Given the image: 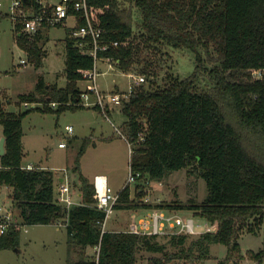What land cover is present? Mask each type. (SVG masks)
Here are the masks:
<instances>
[{
    "label": "trees",
    "instance_id": "obj_1",
    "mask_svg": "<svg viewBox=\"0 0 264 264\" xmlns=\"http://www.w3.org/2000/svg\"><path fill=\"white\" fill-rule=\"evenodd\" d=\"M87 1L98 26L104 29L103 38L125 44L100 53V58L111 60L125 73L140 67L139 75L148 80L156 76L144 57L149 47L187 50L196 55L192 76L164 88L154 87L149 81L152 87H139L121 110L128 118L126 137L135 148L130 168L141 174L139 180L148 176L162 180L167 174L188 169L191 175L206 181V201L151 205L133 198L127 186L119 192L115 210H190L209 221H218L219 231L192 241L184 235L170 237L169 243L182 249L174 254L166 252L167 246L158 241L159 237L109 231L102 234L106 214L95 206L94 184L81 167L91 140H84L74 168L79 173L82 203L68 211L57 201L52 170L23 168V119L39 109L26 114L8 113L0 103V125L6 138V154L0 159V186L13 188L14 207L21 210L22 219L21 224L13 223L0 236V252L19 248L25 226L64 221L71 242L83 251L101 243L100 264H137L142 249L164 255L151 259L149 264H170L181 259L199 264L207 259L213 244L228 247L223 264L230 263L231 256L241 251L238 233L246 225L251 233L264 229V82H252L249 77L250 70L264 68V0ZM25 4L28 9L32 5L37 8L36 0ZM134 9L141 14L138 24ZM4 16L0 13V43ZM77 17L81 28L85 20L80 14ZM21 29V25H15L17 44L36 67H41L44 54L39 47L40 31L28 36ZM69 33L68 29L67 87H47L41 79L36 92L21 95L20 103L44 104L45 108L40 109L43 112H54L50 107L53 103L60 106L61 113L87 109L76 105L81 93L78 83L84 80L86 71L94 69L95 60L70 39ZM211 49L217 55L216 65L207 69L204 62H212ZM206 76L211 85L199 90L197 85ZM69 102L74 104L66 105ZM142 138L144 142L139 143ZM144 187L138 186L137 198H143ZM252 254L264 264V249ZM73 264L94 263L80 260Z\"/></svg>",
    "mask_w": 264,
    "mask_h": 264
},
{
    "label": "rangeland",
    "instance_id": "obj_2",
    "mask_svg": "<svg viewBox=\"0 0 264 264\" xmlns=\"http://www.w3.org/2000/svg\"><path fill=\"white\" fill-rule=\"evenodd\" d=\"M10 3V0H0L1 12L5 15L1 23L0 103L8 113L26 114L34 108L39 109L27 114L23 119L25 150L23 165L27 166L28 163H32L52 170L55 173L56 198L58 197V177H68L74 195L80 191L79 173L74 172L76 159L84 140L89 139L91 140L90 146L81 160L84 176L91 183L94 182L96 175L107 176L113 191L121 192L130 172L129 145L125 140L128 118L122 113V108L113 106L109 120L102 113L91 108L67 110L61 113L58 112L59 105L56 108L50 105L54 112H43L40 109L45 108L44 104L29 103L26 107L25 103H20L19 100L21 95L36 92L41 79L47 87H67L66 38L69 27H74L76 23L75 19H69L68 28L46 27L40 30L39 47L44 58L42 66L36 67L29 54L16 42L18 31L15 32V23L7 15ZM134 15L136 24L140 23L141 14L137 9H134ZM210 54L213 57L212 62H204L207 69L216 65L217 55L213 49L210 50ZM144 57L150 62L148 69L156 75L152 80H148L146 76V87H152L150 86L152 81L154 87L164 88L177 79L189 78L196 69V55L187 50L149 47ZM204 57L205 60L210 59V57ZM98 71L100 76L97 82L102 93L127 92L130 85L134 83L130 74L123 72L114 62H99ZM139 71L140 67L132 73L139 74ZM90 84V80H82L78 83V87L84 91ZM209 85L211 82L206 76L197 87L199 90H207ZM67 126L74 128L73 135L67 133ZM3 133V126L0 125V141ZM61 143L66 144V148H60ZM36 168L42 167L36 166ZM139 185L145 186L142 199L136 197ZM130 187L133 198L139 202L148 201L151 205L179 206L188 205L192 201L202 204L208 197L206 181L191 175L188 169L167 174L162 180L151 179L148 176ZM11 189H4L0 192L1 213L14 205ZM133 213L134 211L130 210H114L106 223V231L126 232L130 230ZM140 213L144 215V211ZM178 214L182 217H195L198 225H204L207 222L206 218L190 210H178ZM12 218L14 223L18 221L15 214ZM57 223L63 222L58 221ZM199 231L202 232V230ZM189 237L190 241L200 238L198 236ZM237 237L241 251L234 253L228 264H257L258 260H255L252 253L256 254L264 249V229L251 233L246 225ZM169 240L170 237L158 238V241L167 246L168 254L179 253L182 249L171 245ZM228 254L227 246L213 244L209 247L207 259L198 263L223 264ZM94 257L93 248L88 247L83 251L71 242L65 227H58L54 224L35 225L22 228L19 248L0 252V264H73L80 260L92 261ZM162 257H164L163 254L142 249L138 254L137 264H149L151 259ZM170 264H192V261L181 259L174 260Z\"/></svg>",
    "mask_w": 264,
    "mask_h": 264
},
{
    "label": "built area",
    "instance_id": "obj_3",
    "mask_svg": "<svg viewBox=\"0 0 264 264\" xmlns=\"http://www.w3.org/2000/svg\"><path fill=\"white\" fill-rule=\"evenodd\" d=\"M10 6L7 15L14 21L15 25L22 26V32L28 36L36 35L42 28L46 27H66L68 28V21L70 18H74L76 23L74 27H69L70 39L77 42L79 48L85 49L87 54L92 56L95 60V67L93 70L86 71L84 73V80H90L91 84L80 93V100L76 102V105L86 108H97L107 119L110 120L109 114L112 111V107L122 108L125 103L129 102L132 95L137 91L139 87L145 85L147 82L144 75L135 73H129L134 83L130 85L129 91L123 93H102L98 87V77L100 73L98 71V63L101 61L112 62L108 59L100 58L99 54L107 52L111 48H118L125 45L120 42H114L105 40L103 38L104 29L98 26L96 21V14L89 6L87 0H36L37 8L28 9L25 1L27 0H10ZM0 13L1 9H0ZM77 14H80L85 20V25L79 28V19ZM25 64V61H23ZM249 77L252 82H264V68L252 69L249 71ZM69 102L66 105H73ZM26 107L29 104H25ZM53 108H56L58 104H51ZM67 133L73 135L75 130L72 126H67ZM119 132V131H118ZM127 144L129 145L130 164L132 157L135 153L134 144L129 142L125 137ZM144 142L142 138L139 143ZM60 148H66V144L61 143ZM36 167L29 165L26 170H35ZM141 178L140 173H135L131 170L126 180V185L131 186L138 183ZM63 182L58 187V203L66 210H70L75 206L73 200V192L69 178L62 179ZM95 187V206L105 212L106 219L103 225L102 234L106 231V223L115 210V206L119 203L120 193L113 191L109 184V180L105 176H97L94 179ZM124 187V188H125ZM144 203L148 204V201ZM2 211V209H1ZM0 236L5 235L9 227L13 224L12 214L9 211H4L0 214ZM131 227L126 233L139 236V237H172V236H198L201 237L205 234H216L219 231L218 221L212 222L207 220L204 225H198L195 217H182L176 210H162L153 209L144 211V215H141L139 211H134L131 217ZM59 226L65 227L64 221H59ZM199 230H202L199 231ZM95 257L92 260L94 264H100L101 257V243L94 247ZM260 264V263H257Z\"/></svg>",
    "mask_w": 264,
    "mask_h": 264
},
{
    "label": "crops",
    "instance_id": "obj_4",
    "mask_svg": "<svg viewBox=\"0 0 264 264\" xmlns=\"http://www.w3.org/2000/svg\"><path fill=\"white\" fill-rule=\"evenodd\" d=\"M0 57H1V50H0ZM97 116V115H96ZM4 137V135L1 137V139ZM62 149H64V148H62ZM24 161V160H23ZM32 164V163H31ZM31 164H27V166H29V165H31ZM27 166H25V165H23V168L24 169H26L25 167H27ZM32 166H41L42 167V169H45V170H49L47 167H45V166H42V165H33L32 164ZM97 176H99V175H96L95 177H97ZM105 177H107V176H105ZM63 178L62 177H58V182L61 184L62 182H63V180H62ZM58 183V185H57V188L59 187V184ZM4 189H11V187L10 186H6V185H3V186H0V192L1 191H3ZM12 190L13 189H11V192H12ZM13 194V193H12ZM10 196H11V194H10ZM81 196H82V194H81V192L79 191L78 193H75L74 195H73V200H74V202H75V205H79V204H81L82 203V200H81ZM7 211H9L11 214H12V216H13V214H15L16 216H17V219H18V221H16L15 223H19V224H21L22 223V219H21V210L20 209H18V208H16V207H14V205L11 207V208H9ZM2 211H1V208H0V214H2L1 213ZM4 212V211H3ZM18 212V213H17ZM139 212H141V211H139ZM19 219H20V221H19ZM13 223H14V221H13ZM54 225H56V226H58V227H61V226H59V224L58 223H56V224H54Z\"/></svg>",
    "mask_w": 264,
    "mask_h": 264
},
{
    "label": "water",
    "instance_id": "obj_5",
    "mask_svg": "<svg viewBox=\"0 0 264 264\" xmlns=\"http://www.w3.org/2000/svg\"><path fill=\"white\" fill-rule=\"evenodd\" d=\"M6 154V138L3 137L0 141V159Z\"/></svg>",
    "mask_w": 264,
    "mask_h": 264
}]
</instances>
